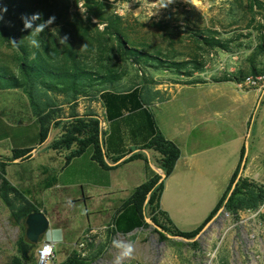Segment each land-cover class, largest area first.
Here are the masks:
<instances>
[{
    "label": "crops",
    "instance_id": "crops-1",
    "mask_svg": "<svg viewBox=\"0 0 264 264\" xmlns=\"http://www.w3.org/2000/svg\"><path fill=\"white\" fill-rule=\"evenodd\" d=\"M97 98L91 109L102 131L104 166L92 159L91 147L67 160L69 150L51 148L50 133L40 142L27 95L0 89L3 177L39 212L33 200L45 197L51 205L58 197L63 206H82L79 219H67L66 227L74 229L61 230L59 244L96 233L130 237L143 229L136 227L138 213L123 204L148 179L163 178L159 155L144 149L154 133L179 149L173 171L163 178L158 209L178 232L205 225L235 174L236 181L264 189V86L161 84L105 91Z\"/></svg>",
    "mask_w": 264,
    "mask_h": 264
},
{
    "label": "rangeland",
    "instance_id": "rangeland-1",
    "mask_svg": "<svg viewBox=\"0 0 264 264\" xmlns=\"http://www.w3.org/2000/svg\"><path fill=\"white\" fill-rule=\"evenodd\" d=\"M10 1L23 4L34 2V0ZM107 1L111 11L121 18L122 31L130 47H136L139 51L157 57L162 62L179 63L194 60L202 64L200 71H194L192 64L180 71H175L168 67H160L153 60L144 61L132 56L124 59L116 52L113 56L116 58L114 64H117L118 70L124 76L117 88L108 89L127 90L137 84L143 87H155L175 83H213L224 78L239 77V72H243L244 75L240 83L242 88L251 87L245 84L247 80L256 81L255 87L264 86V76L255 78L248 72V59L257 54V45L264 37V6L256 5L250 11L249 0H172L166 6H164L166 0ZM260 2L264 5V0ZM0 7L7 8V0H0ZM72 10L74 11V8ZM78 11L84 14L82 4L78 5ZM0 22L4 23L11 33L18 31V25L12 13L8 11L3 13V20ZM46 29L52 32L55 39L60 42L61 36L58 33L60 27L55 28L49 25ZM99 29L101 30L102 26H99ZM210 33L227 45L228 51L208 48L204 45L202 40ZM95 54L89 56L87 60L89 64L95 61ZM16 56H18L16 51L7 48L0 41V66L17 73ZM253 58L255 66L260 70L264 69V53L255 55ZM230 86L231 84H226V87L230 88ZM61 101L62 99L58 100V106L53 110H61L60 113L66 119L72 104L62 105ZM93 102L95 99L92 96L79 98L73 104L74 112L78 115L80 113L82 115L96 114V109H91ZM63 127L62 124L49 132L53 141L60 138ZM72 148L74 150V145ZM231 191L223 203L227 201ZM59 200L58 197L55 198L58 203L52 200L53 205L49 204V199L46 197L43 200L33 201L36 202L34 204L38 210H41L48 219L49 230L56 226L60 231L64 229L67 232H73L74 227H66L67 219L69 216L73 220L79 219L82 206L71 204L66 207L59 203ZM222 209L226 210L224 207L219 209L209 223L211 229L208 235V237H217L218 242L222 240L218 260L224 263L230 262L236 255L233 253L232 242H239L242 236H245L244 234L254 232L256 236L253 251L259 256L258 263L264 264L262 258L264 254L263 217L260 215L250 226L244 225L230 229L236 217L239 220L248 217L250 213L239 211L236 213L237 216L234 215L236 217L221 220L218 218ZM144 217L147 226L130 237L117 238L109 233H96L84 238L80 237L73 244H54L55 263L62 262L71 252H77L78 254L83 253V257L89 260L88 264H115L118 250L113 247L114 240L132 241L134 244V253L130 259L124 261V264H191L204 260L206 254L204 252L207 248H200L199 241L192 243L193 238H176L178 236L164 233L151 221L148 208L144 211ZM157 219L160 224H165L163 217L158 215ZM77 222L76 220L75 223ZM209 224L203 229H206ZM25 229L26 226L23 227L22 223L16 224L12 220L10 211L0 200V264L9 263L16 255L17 241L25 234ZM160 234L165 239H162ZM46 235L41 237L42 240L35 245L32 251L33 263H36V252ZM214 242H217L216 238ZM81 243L84 246L79 247ZM239 256L242 257L240 251Z\"/></svg>",
    "mask_w": 264,
    "mask_h": 264
},
{
    "label": "trees",
    "instance_id": "trees-1",
    "mask_svg": "<svg viewBox=\"0 0 264 264\" xmlns=\"http://www.w3.org/2000/svg\"><path fill=\"white\" fill-rule=\"evenodd\" d=\"M249 9L256 5L264 6L260 0H249ZM31 3V2H30ZM82 4L84 14L78 11V5ZM74 8V11L72 10ZM7 11L12 13L18 25V31L11 33L7 26L0 22V41L7 48L16 51L15 58L17 73L9 68L0 66V89H20L29 99L32 114L37 119L40 131L39 141L46 140L53 128L64 125L60 138L53 141V150H69L71 157L80 155L87 147L93 150L92 159L104 166L101 146L99 119L96 114L78 115L74 112V103L82 97L92 96L98 99L105 91L122 92L131 88H141V84L130 87L127 90L108 89L117 88L124 76L114 64V54L118 52L124 59L129 57L141 58L144 61L153 60L160 67H168L171 70L180 71L192 64L194 71H200L202 64L192 60L190 62H162L159 58L145 54L136 47L129 46L125 33L122 31L121 18L114 14L107 0H34L13 3L7 0ZM40 13L41 20L47 21L55 16L53 27H60L58 33L61 37L67 36V44H61L55 39V35L46 28L35 37L29 36V31L22 30V16H31ZM95 21V23L93 22ZM102 26V29H99ZM37 39L39 47L31 46L29 40ZM16 41L13 45L12 41ZM203 44L208 48H220L228 51V46L220 42L211 33L203 38ZM96 53V59L91 64L87 62L90 55ZM264 53V37L257 45V54L248 59V72L255 78L264 76V69L260 70L254 64V56ZM91 65V66H90ZM167 65V66H164ZM239 77L224 78L215 82H234L240 84L244 78L243 72ZM196 83V82H192ZM61 104L71 105L68 118H64L61 110H53ZM74 145V150H73ZM144 149H150L159 155L157 162L166 178L173 171L175 162L179 157V149L173 143L165 140L159 133H154ZM4 164H0V200L8 208L11 218L16 224L25 226L26 217L38 212L36 208L3 177ZM235 174L230 185L205 225L210 222L216 213L224 207L232 214L244 210H257L264 203V189L251 182L239 179ZM163 178L153 176L141 186L136 188L131 197L123 204V207L131 206L139 217L140 223L136 227L147 226L144 217L146 208L150 210L151 221L172 236L184 239L194 238L202 229L192 233H180L168 223L165 216L158 210L160 194L163 189ZM232 190V191H231ZM231 194L225 203L228 193ZM163 217L165 224L159 223L157 216ZM130 231V230H129ZM162 239H165L160 234ZM42 238L39 240V242ZM36 246L30 244L23 234L16 244V255L7 264H36L33 263L32 251ZM89 260L71 252L62 262L57 264H88Z\"/></svg>",
    "mask_w": 264,
    "mask_h": 264
},
{
    "label": "built area",
    "instance_id": "built-area-1",
    "mask_svg": "<svg viewBox=\"0 0 264 264\" xmlns=\"http://www.w3.org/2000/svg\"><path fill=\"white\" fill-rule=\"evenodd\" d=\"M245 84L251 85L250 88H256L255 87L256 81H254V80L253 81L247 80L245 82ZM240 86H241V84H240ZM250 88H247V89H250ZM243 212H247L248 214L250 213V215L248 217L240 218L238 220L237 219L238 217H236L237 214H232V213H229L226 210L222 209L220 214H219L218 219L229 220L231 217H236V219L234 220V223L231 225L230 229L237 228V227L244 226V225L250 226V224L255 223V219L258 218L260 215L264 219V203L257 210H254V211L253 210H244ZM234 215H236V216H234ZM210 222H208L205 226H207ZM213 224H214V222H213ZM209 226L206 229H202L192 239V243L199 241L200 248H203V249L207 248V249H205V252H204V253H206L204 256V260L202 262H199V264H243V262H244V264H259L258 263L259 256L257 253H255V251H253L254 241H255V236H256L254 234V232L251 234H244L243 233L245 236H242V238L239 240V242H237V241L232 242V246L234 247L233 253H235L236 255L232 257V260L230 262L224 263V262H220L218 260V251H219V248L221 246L222 240H220L218 242V238L215 237L217 239V242H215L214 247H212V248L209 247L208 243L211 240V236L208 237V235H210L209 231L211 229V225L209 224ZM46 244H48L47 240H43L40 243V246L36 252V264H57L54 261L55 260L54 244L50 245V247L52 248L50 255L42 257V250L46 246ZM262 245H264V243ZM82 246H84L83 243H81L79 245V247H82ZM239 251L242 253V257L239 256ZM82 256H83V253H82ZM262 258L264 259V254L262 255Z\"/></svg>",
    "mask_w": 264,
    "mask_h": 264
},
{
    "label": "clouds",
    "instance_id": "clouds-1",
    "mask_svg": "<svg viewBox=\"0 0 264 264\" xmlns=\"http://www.w3.org/2000/svg\"><path fill=\"white\" fill-rule=\"evenodd\" d=\"M172 0H166V3L164 6H166L168 3H171ZM7 12L6 7H0V21L3 20V13ZM55 16H51L48 18L47 21H44L42 23H37L41 20V14L40 13H33L31 16H22L21 20L23 23V29L29 31L30 37H35L39 33H42L44 29L51 25L55 21ZM67 36L60 38L61 44H67ZM13 45L16 44V41H12ZM29 43L31 46L39 47V42L35 38H31L29 40ZM46 239L48 241V244L43 248L42 250V257L50 255L52 248L50 245L52 244H59L62 242V233L59 229L56 230H49V232L46 235ZM113 247L116 248L117 255L115 257V264H124V261L127 259H130L134 253V244L132 241L125 242L123 240H114L113 241Z\"/></svg>",
    "mask_w": 264,
    "mask_h": 264
},
{
    "label": "water",
    "instance_id": "water-1",
    "mask_svg": "<svg viewBox=\"0 0 264 264\" xmlns=\"http://www.w3.org/2000/svg\"><path fill=\"white\" fill-rule=\"evenodd\" d=\"M25 226V237L27 241L32 245H36L41 237L47 234L49 221L42 212H33L26 217Z\"/></svg>",
    "mask_w": 264,
    "mask_h": 264
}]
</instances>
